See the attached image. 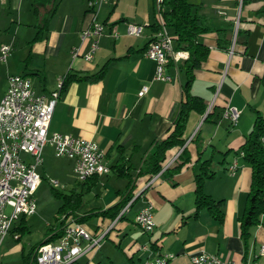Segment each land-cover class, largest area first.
Masks as SVG:
<instances>
[{"label":"crops","instance_id":"0c3cea01","mask_svg":"<svg viewBox=\"0 0 264 264\" xmlns=\"http://www.w3.org/2000/svg\"><path fill=\"white\" fill-rule=\"evenodd\" d=\"M188 1L200 5L213 26L228 27V37L235 40L229 49H222L216 45L215 32L200 37L208 46V54L193 70L189 90L203 99L206 108L203 113L192 111L186 124L184 137L194 135L188 143L190 160L168 174L165 168L179 151L173 148L168 152V162L149 181L138 171L153 141L166 135L176 117L186 81L183 63L188 56L185 50L176 49L172 38L173 52L165 66L171 79L154 78V62L144 54L157 23L154 0L103 3L96 20L104 29L89 60L83 55L89 51L90 40L80 38L92 18L87 0H58L39 34L33 0L0 1V45L11 47L6 60H0V99L9 75H26L37 93L48 94L62 84L68 72L92 74L107 62L99 80H75L61 88L48 126L49 132L95 141L110 167L108 173L76 180L69 188L81 192V204L84 194L90 196L82 212H78L81 204L73 212L84 217L82 224L90 232L107 230L100 247L81 254L76 264H142L148 257L168 253L175 255L171 264H182L198 251L242 262L264 245V214L251 229L247 247L239 222L251 181V167L240 146L255 117H264V0ZM127 23L141 24V33L127 34ZM167 30L172 37L170 28ZM74 48H78V55L73 57ZM143 85L148 89L138 96ZM227 105L239 112L235 124L222 116ZM55 156L53 147L45 144L37 171L50 169ZM21 157L31 159L27 153H21ZM203 159L211 160L214 174L204 179L202 188L214 200L222 201L221 220L206 207L195 213V174L200 172ZM68 160L73 172V161ZM124 160L130 179L116 172V166ZM234 160L235 170L230 171ZM129 183L135 200L123 218L111 222L96 213L115 203ZM147 202L153 209L151 232L142 231L134 220ZM35 212L20 214L12 222L0 242V264H24V255L46 237L45 231L37 242L27 238L32 227L30 216ZM257 264H264L263 255L257 257Z\"/></svg>","mask_w":264,"mask_h":264},{"label":"built area","instance_id":"2783aa9c","mask_svg":"<svg viewBox=\"0 0 264 264\" xmlns=\"http://www.w3.org/2000/svg\"><path fill=\"white\" fill-rule=\"evenodd\" d=\"M107 1L109 0H87L91 23L80 33L82 41L90 40L89 51L83 55L86 60L92 58L98 47L97 40L104 25L96 20V14L99 7ZM153 5L158 27L144 54L154 62V78L169 81L171 77L165 72V66L168 56L173 52L172 37L161 14L163 0H154ZM142 29L141 24L127 23L126 32L129 35H139ZM10 49V45H0V60H6ZM71 55H78V48H74ZM60 87L61 83H58L48 94L37 93L28 76H8L7 89L0 99V242L18 215H29L36 211L34 192L41 179L37 166L42 163L45 144L53 147L56 156L72 159L73 174L77 181H85L93 175L110 171V167L104 162L103 150L95 141L68 133L48 131ZM147 89L148 86L143 85L138 96H142ZM222 116L235 124L239 112L235 107L227 105ZM261 144L264 149V135L261 137ZM21 153L29 154L31 159L26 161ZM235 167L234 160L228 169L234 171ZM54 184L57 182L54 181ZM6 207H10L9 212ZM127 209L128 204L123 210ZM135 223L142 231L153 230V209L149 202L137 211ZM106 233L107 230L90 232L82 223L73 221L63 228V233L56 242H46L36 248V261L39 264H68L81 254L98 249ZM260 255L264 256V245H261L257 254L242 262L223 260L215 254L198 251L190 254L182 264H257V257ZM174 258L175 255L171 253L161 254L146 258L142 264H171Z\"/></svg>","mask_w":264,"mask_h":264},{"label":"trees","instance_id":"16d2710c","mask_svg":"<svg viewBox=\"0 0 264 264\" xmlns=\"http://www.w3.org/2000/svg\"><path fill=\"white\" fill-rule=\"evenodd\" d=\"M33 2L34 11L38 15L40 23L38 27L39 34L46 24L48 15L54 11L58 0H33ZM161 14L165 26L172 31V38L176 41V49L185 50L188 53L183 63L186 81L183 87V97L171 127L163 138L153 141L152 149L144 157L138 171L139 175L146 176V181H149L168 162L170 159L168 152L173 148H177L179 151L176 157L165 168L168 174L172 175L177 172L190 160L188 143L192 141L194 135L189 140L188 137H184L186 124L192 111L203 113L206 108L203 99L198 95L192 94L189 90L193 79V70L200 66L208 54V46L200 41V37L207 32H215L216 45L222 49H229L232 43L231 38L228 37V27L217 28L210 24L208 16L202 11L201 6L193 4L188 0H163ZM157 27L158 23L155 24V30ZM106 65L107 62L92 74L68 72L63 77L60 90L65 84L75 80L90 82L99 80L105 72ZM208 117L209 112L206 113L205 118L207 119ZM263 135L264 117L257 115L251 130L240 146V152L244 160L251 167V181L247 194V202L239 220L240 235L245 247H247L251 229L259 223L260 216L264 213V149L261 144V137ZM187 140L188 142L186 143ZM210 164V159L201 160L200 172L195 174V213L199 209L206 207L216 219L221 220L223 217L221 209L222 201L214 200L202 188L204 179L212 177L214 174V171L210 169ZM116 172L130 179V173L127 167H125V160L116 166ZM130 183L127 185L125 193L121 194L115 203L96 213L108 217L111 222L115 219L123 218L126 212V210H123L124 207L127 204L129 207L135 200L132 199L133 188L130 187ZM59 194L63 198V202L59 207V212L63 214V217L58 222L57 218L55 223L46 230V237L33 245L24 255V264H39L36 261V248L40 244L56 242L62 235L63 228L73 221L83 223L84 217H77L73 213L81 204V192L77 191L76 188H71L68 192H60ZM68 264H76V260Z\"/></svg>","mask_w":264,"mask_h":264},{"label":"rangeland","instance_id":"374dc122","mask_svg":"<svg viewBox=\"0 0 264 264\" xmlns=\"http://www.w3.org/2000/svg\"><path fill=\"white\" fill-rule=\"evenodd\" d=\"M69 164L68 158L55 156L50 169L42 171L41 168H38L39 172H37L41 179L34 193L36 212L30 216L32 227L29 236H27L31 242H37L43 238L47 227L53 225L57 218L58 222L63 217V214L59 212V207L63 202L59 193L68 192L70 186L76 182L73 172L69 169ZM54 181L57 184H54ZM89 198V195L84 194L78 212L84 210ZM91 222L89 221V223Z\"/></svg>","mask_w":264,"mask_h":264},{"label":"bare ground","instance_id":"6f19581e","mask_svg":"<svg viewBox=\"0 0 264 264\" xmlns=\"http://www.w3.org/2000/svg\"><path fill=\"white\" fill-rule=\"evenodd\" d=\"M134 220L136 221V215H135V217H134Z\"/></svg>","mask_w":264,"mask_h":264}]
</instances>
